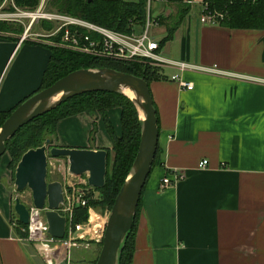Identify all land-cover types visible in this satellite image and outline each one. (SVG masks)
I'll return each mask as SVG.
<instances>
[{
  "label": "crops",
  "instance_id": "obj_1",
  "mask_svg": "<svg viewBox=\"0 0 264 264\" xmlns=\"http://www.w3.org/2000/svg\"><path fill=\"white\" fill-rule=\"evenodd\" d=\"M185 1L190 11L159 53L191 67H159L162 79L150 83L159 146L142 193L133 264H264V30L202 25L201 6ZM156 8L161 19L176 12L170 3ZM24 34H0V113L41 89L50 61L48 45ZM213 67L216 73L206 71ZM174 75L194 89L182 90ZM107 118L120 137L121 109L108 110ZM51 140L59 148L106 150L114 161L101 115L65 118ZM11 160L8 152L0 158V264H46L12 225ZM171 171L183 179L161 189Z\"/></svg>",
  "mask_w": 264,
  "mask_h": 264
},
{
  "label": "trees",
  "instance_id": "obj_2",
  "mask_svg": "<svg viewBox=\"0 0 264 264\" xmlns=\"http://www.w3.org/2000/svg\"><path fill=\"white\" fill-rule=\"evenodd\" d=\"M2 1L0 0V4ZM205 1L209 3L212 10L227 13L226 18L220 25L222 27L264 30V0H256L255 2H252V0ZM182 2L183 0H170V4L176 8L175 14L171 18L169 17V19H161L159 21L163 20V26H165L167 33L166 37L160 41L161 48L172 39L182 20L190 11L189 6L183 5ZM14 3L17 8L34 11L38 8L40 0H14ZM56 4L59 13L68 14L120 33L132 34L135 28H142L146 22L147 0H138L136 2L124 0H57ZM7 25L5 22H0L1 33L23 32L22 28H19V32L11 31L12 29ZM51 28V24L49 23L46 29L50 30ZM48 48L52 54L43 76L41 89L38 92L50 87L68 74L83 69L116 70L143 78L148 82L149 86L152 81L162 79L160 68L143 62H112L60 48L50 46ZM113 108L121 109L122 135L120 137L116 135L114 128L107 118V111ZM81 113H86L91 117L101 115L104 118L107 131L113 140L114 161L111 163L108 158L105 186L101 189H96L100 193V198L90 200L89 203L90 206L108 207L111 210L137 156L142 133V122L135 104L122 94L93 92L76 96L55 110L33 120L6 143L7 152L12 159L10 167L13 171H16L18 163L26 152L43 146L48 136L52 137L56 135L59 121ZM11 114L12 112L0 113V128ZM95 133L96 128L94 127L91 134L92 140ZM50 142L52 143L51 139ZM109 164H111V167ZM140 207L141 200L138 205L133 228L124 241L125 244L118 264H133L136 221L139 216ZM83 214L84 218H81ZM87 218V208L79 207L75 209L73 215V222L75 224L83 223ZM26 228L27 226L21 224L18 220L16 230L23 239L28 238L27 232L24 231Z\"/></svg>",
  "mask_w": 264,
  "mask_h": 264
},
{
  "label": "water",
  "instance_id": "obj_3",
  "mask_svg": "<svg viewBox=\"0 0 264 264\" xmlns=\"http://www.w3.org/2000/svg\"><path fill=\"white\" fill-rule=\"evenodd\" d=\"M135 94L131 99L124 94ZM108 92L128 97L143 112L142 133L137 156L110 211L101 251L96 264H118L124 241L132 230L139 202L152 172L159 146V127L150 86L143 78L112 69H83L61 78L50 87L36 93L16 108L0 128V158L7 152L6 143L24 126L55 110L68 100L87 93ZM140 116V113H139ZM67 159L73 175L89 174L88 183L95 189L105 186L109 154L106 150L59 148L50 140L37 149L26 152L15 171L18 193L30 191L34 207L44 209L49 235L62 240L66 235L67 219L58 212L64 201L59 181L48 182V158ZM14 211L21 224L29 223V211L16 198ZM61 264H66L62 262Z\"/></svg>",
  "mask_w": 264,
  "mask_h": 264
},
{
  "label": "built area",
  "instance_id": "obj_4",
  "mask_svg": "<svg viewBox=\"0 0 264 264\" xmlns=\"http://www.w3.org/2000/svg\"><path fill=\"white\" fill-rule=\"evenodd\" d=\"M256 0H252L255 2ZM170 0H147L146 6V22L142 27V32L138 33L137 28L132 34H125L113 31L111 29L102 27L100 25L88 22L86 20L73 17L68 14L50 13L44 8V3L35 13H24L28 18V27L25 30L24 39L32 36L37 40L45 39V37L56 38L58 41L52 42L56 48L66 51L90 56L96 59L114 60L132 62L138 61L149 64L153 67L171 66L175 67L181 72L187 71L191 66L168 61L160 56V42L151 34L150 30L153 27L160 25L161 17L152 16L153 5L169 4ZM188 5L199 4L201 6L200 23L205 26H220L222 21L226 18L227 13L212 10L206 1L195 2L187 0L184 2ZM170 10L165 12V16L170 15ZM44 20L55 26L49 34H29L36 21ZM45 43L48 41H44ZM48 45V43H46ZM206 70V69H203ZM216 73L218 70L213 67L207 69ZM171 81L176 82L182 90L192 91L194 85L186 82L179 75L171 77ZM59 158H48V166L59 171L63 178V195L64 201L60 204L58 210L61 216L67 219L66 235L62 240L55 239L49 235V227L46 220L45 213L48 210V203L44 209H37L34 207L32 196H30L29 203H25L29 211V223L24 230L28 234V238L37 253L42 256L46 264H71V251L73 249L89 250L92 245H101L106 231V226L109 220L110 211L104 215L98 214L92 206L89 205L90 200L97 198L98 192L95 188L89 185V174L76 176L70 173L68 162H64V168H58L57 161ZM208 161L201 162L202 169L207 168ZM183 176L178 171H171L164 177L162 181V188L165 189L175 185ZM87 208L88 218L85 222L75 224L73 222V215L76 208ZM18 216H16L12 225L18 227ZM49 247L52 253L46 254V250H41V247Z\"/></svg>",
  "mask_w": 264,
  "mask_h": 264
},
{
  "label": "rangeland",
  "instance_id": "obj_5",
  "mask_svg": "<svg viewBox=\"0 0 264 264\" xmlns=\"http://www.w3.org/2000/svg\"><path fill=\"white\" fill-rule=\"evenodd\" d=\"M56 1L57 0H40V4H39L38 8L36 10L32 11V10L17 8L15 3H14V0H3L2 3L0 4V22H5L6 24H8L7 26L12 29L11 31H14V32H19V28H22V29L25 28V30H26V28L28 27L29 20L27 17L24 16V13H35V12H37L42 3H44V8L47 12L59 13V10L57 9ZM124 1L136 2L138 0H124ZM193 10H195V9H193ZM157 12H158L157 8L155 7V5H153L152 16L155 17ZM197 18L199 19L198 16H197ZM19 21L23 22V23H18ZM163 23L164 22L162 20L160 22V26L158 25L156 27H153L150 30L151 34L154 35L157 39H159L162 34H166V28H165V26H163ZM48 24L49 23L44 21V20L36 21L35 25L32 27L29 34H32V35L46 34V36H47V34H49L48 32L51 33L53 30H55V26L53 24H51L52 28L50 30H47L46 28H47ZM137 32L138 33L142 32V28H137ZM0 34H2V33L0 32ZM32 38H35V37L32 36ZM55 40H56V38H53L50 41V38L45 37V39H43V41L42 40L41 41L42 42L48 41V42H46V43H48V46L55 47L52 44V42H54ZM46 48H48V47L46 46ZM108 61L113 62L114 60H108ZM118 62H124L125 63V61H118ZM50 139H51V137L48 136L47 140H50ZM45 142L43 143V145L45 144ZM65 161L68 162L67 159L59 158L58 161L56 162L58 165L57 167L58 168L59 167L64 168V166H65L64 162ZM109 166L111 167V164H109ZM47 181L48 182H54V181L63 182V178H62L61 173L59 171L54 172V169L48 166ZM30 194H31L30 191L18 193L16 191V189L14 192V195H16V198H19L21 200V202L24 204L29 203L30 196H31ZM99 198H100V193H98L97 198H95V200H97ZM92 207L100 215H104L107 211H111L108 209V207H102V206H96V207L92 206ZM81 218H84V214L82 215ZM124 244H123V246H124ZM100 251H101V246H99V245L98 246L92 245L89 250L81 249V248L80 249H73L71 251V254H70L71 264H96ZM40 257L42 259H44L42 256H40Z\"/></svg>",
  "mask_w": 264,
  "mask_h": 264
},
{
  "label": "bare ground",
  "instance_id": "obj_6",
  "mask_svg": "<svg viewBox=\"0 0 264 264\" xmlns=\"http://www.w3.org/2000/svg\"><path fill=\"white\" fill-rule=\"evenodd\" d=\"M124 94L125 95H127L128 97H130L131 99H135V94L132 92V91H130V90H128V89H124ZM138 110H139V113H140V117H141V119H143L144 118V116H143V112L141 111V109L140 108H138ZM41 250H46V254L48 255V253L50 252V253H52V251L50 250V248L49 247H41Z\"/></svg>",
  "mask_w": 264,
  "mask_h": 264
}]
</instances>
